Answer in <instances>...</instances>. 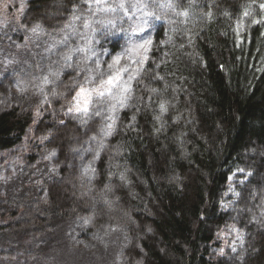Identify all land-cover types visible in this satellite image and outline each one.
I'll return each instance as SVG.
<instances>
[{
	"label": "trees",
	"instance_id": "1",
	"mask_svg": "<svg viewBox=\"0 0 264 264\" xmlns=\"http://www.w3.org/2000/svg\"><path fill=\"white\" fill-rule=\"evenodd\" d=\"M131 1L151 7L153 39L108 136L106 107L66 105L93 57L111 59L124 46L130 8L27 1L21 38L39 25L46 46L0 78V149L35 121L41 88L35 132L56 151L57 173L35 195L5 198L0 256L76 219L85 239L123 229L117 264H264V0ZM229 223L235 235L217 240Z\"/></svg>",
	"mask_w": 264,
	"mask_h": 264
},
{
	"label": "rangeland",
	"instance_id": "2",
	"mask_svg": "<svg viewBox=\"0 0 264 264\" xmlns=\"http://www.w3.org/2000/svg\"><path fill=\"white\" fill-rule=\"evenodd\" d=\"M27 1L0 0V78L7 69L15 64L16 60H20L30 49L37 50L46 46L42 36L37 32L34 34L29 31V38L26 40L21 38L22 28H24L21 19L27 8ZM113 1L117 6L123 4L124 7L121 9L130 8L131 31L129 38L122 49L115 53L111 59H106L105 55L93 57L92 66L86 69L87 75L79 85L83 84L91 88L99 82L101 76L92 71L97 61L101 64L100 72L115 71V69H109L108 65L116 56H121L120 65L117 67L128 68V71L122 74L125 81L130 75H133L137 68L141 69L142 65L136 63L141 59V54L135 50V46L145 40L152 41L153 39L154 29L148 21L151 16V7L142 1L137 3H133L131 0ZM141 28L143 31H140ZM88 43L84 42V48ZM102 53L104 54V51ZM138 75L131 81L132 88ZM89 76H93L94 80L92 83L86 84ZM42 95L40 88L35 121L30 125L22 140L11 148L0 149V207L6 205L5 198L8 195L19 190H25L30 195H35L41 190L43 180L57 173L56 151L44 145L45 135L35 132L37 120L43 113L41 108H43L44 102L40 99ZM73 96L66 105L67 110L73 106ZM93 101H96L93 104L94 109L106 107L107 117L112 115L110 105L115 101H112L110 97L106 95L104 98H96L94 95ZM119 108L117 105L115 118ZM236 230L234 223L221 227L217 233V240L231 238L235 235ZM124 240L125 234L120 226H115L98 237L85 239V236L80 233L78 221L74 219L59 222L49 232L18 243L15 250L11 252L12 254L0 256V264H117L119 250ZM215 250L218 255L223 253L219 249Z\"/></svg>",
	"mask_w": 264,
	"mask_h": 264
},
{
	"label": "snow or ice",
	"instance_id": "3",
	"mask_svg": "<svg viewBox=\"0 0 264 264\" xmlns=\"http://www.w3.org/2000/svg\"><path fill=\"white\" fill-rule=\"evenodd\" d=\"M96 4H100L102 0H94ZM118 7L123 8L124 5L120 4ZM261 9H264V4L260 5ZM105 11H114L115 9L105 8ZM182 15H187V12L182 13ZM211 14L209 13V16ZM243 15L245 17L251 15L250 11L247 9L244 11ZM254 23H259L260 21H253ZM87 26V25H85ZM39 29V25L32 28V32L35 34ZM140 31H143L141 28ZM152 43L151 40H145L143 43H140L135 46V50H137L141 54V59L136 61V63L143 65L145 60L147 59L146 53L149 50V45ZM68 59V57H66ZM121 56H116L113 58L112 63L108 65L109 69H115V71L107 73L101 76V79L94 87H86L85 85H79L73 96V106L68 109L69 112H76V113H87L90 110V106L93 102V96L95 95L98 98H104L106 95L111 98L112 103L110 105V111L112 115L107 117L108 122L105 124L104 127L101 128V132L105 135H111L115 129L116 125V118H115V110L117 109V105L120 108H124L127 106L128 101L132 98V86L131 81L136 78V76L141 71L140 68H137L133 75L128 77V80L123 79V73L128 71L127 67H117L120 65ZM95 67L97 69L101 68V64L99 61L96 62ZM94 71V70H92ZM95 72V71H94ZM52 75H57L58 73H52ZM94 80L93 76H89L88 80L85 82L86 84L92 83ZM44 83H48V78H44ZM153 92H156V89H152ZM161 113L167 111V105L165 102H161L159 105ZM97 116H100L101 113L97 111L95 113ZM133 119H135L133 117ZM159 119V117H157ZM92 139H96V137H92ZM235 230V229H234Z\"/></svg>",
	"mask_w": 264,
	"mask_h": 264
},
{
	"label": "clouds",
	"instance_id": "4",
	"mask_svg": "<svg viewBox=\"0 0 264 264\" xmlns=\"http://www.w3.org/2000/svg\"><path fill=\"white\" fill-rule=\"evenodd\" d=\"M93 70H94L98 75H100V76H103V75L107 74V73H102V72H100V69H97L96 67H95ZM133 74H134V73H133ZM52 95L55 96L56 93L53 92ZM49 135H51V133H49ZM44 139H47V136H45ZM52 154L54 155L55 153L53 152Z\"/></svg>",
	"mask_w": 264,
	"mask_h": 264
}]
</instances>
